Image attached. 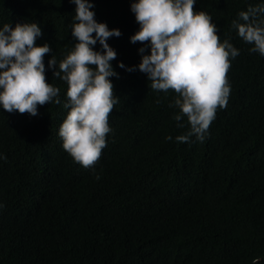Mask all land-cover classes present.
<instances>
[{
  "label": "trees",
  "instance_id": "1",
  "mask_svg": "<svg viewBox=\"0 0 264 264\" xmlns=\"http://www.w3.org/2000/svg\"><path fill=\"white\" fill-rule=\"evenodd\" d=\"M91 2L97 22L121 32L107 41L117 53L119 78L110 79L118 103L99 161L83 168L58 135L67 84L48 68L52 55L59 63L74 47L76 6L0 0V28L40 26L36 43L52 50L45 75L61 101L38 106L37 116L0 106V264H264V56L232 28L264 0H196L239 55L227 73V107L203 142L187 143L175 139L189 131L186 118L183 128L174 120L176 94L118 66L141 60L143 45L130 42L139 30L133 0ZM92 47L103 51L99 41Z\"/></svg>",
  "mask_w": 264,
  "mask_h": 264
},
{
  "label": "clouds",
  "instance_id": "2",
  "mask_svg": "<svg viewBox=\"0 0 264 264\" xmlns=\"http://www.w3.org/2000/svg\"><path fill=\"white\" fill-rule=\"evenodd\" d=\"M70 2L76 6L71 25L75 44L59 63L52 55L48 68L54 78L67 84L63 106L68 111L58 131L63 149L81 167L93 168L107 146L109 116L118 103L110 79L119 78L111 64L117 53L107 41L120 37L121 32L97 22L91 0ZM195 4L196 0H133L130 8L139 30L130 42L143 45L138 49L141 60L131 67L118 64L128 72L138 68L145 73L151 89L176 94L174 120L180 128L185 126L184 118L189 125L187 133L175 138L181 143L190 142L193 136L203 142L217 110L227 107L231 93L227 73L231 59L239 55L229 40L220 41L211 16L195 10ZM232 28L252 45L250 52L264 56V4L239 12ZM41 36L35 22L0 28V106L8 113L37 116L38 106L50 104L60 95V88L45 75V56L52 50L47 43L37 45ZM97 41L103 51L92 47ZM55 103L60 104V99ZM0 159L5 157L0 154Z\"/></svg>",
  "mask_w": 264,
  "mask_h": 264
}]
</instances>
